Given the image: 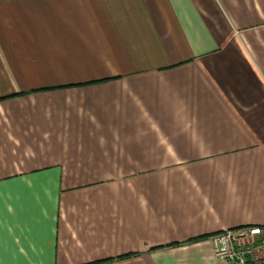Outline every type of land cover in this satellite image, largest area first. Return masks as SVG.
Segmentation results:
<instances>
[{"label": "crops", "instance_id": "0c3cea01", "mask_svg": "<svg viewBox=\"0 0 264 264\" xmlns=\"http://www.w3.org/2000/svg\"><path fill=\"white\" fill-rule=\"evenodd\" d=\"M264 229V0H0V264H220Z\"/></svg>", "mask_w": 264, "mask_h": 264}, {"label": "built area", "instance_id": "2783aa9c", "mask_svg": "<svg viewBox=\"0 0 264 264\" xmlns=\"http://www.w3.org/2000/svg\"><path fill=\"white\" fill-rule=\"evenodd\" d=\"M220 264H264V229H229L209 238Z\"/></svg>", "mask_w": 264, "mask_h": 264}]
</instances>
